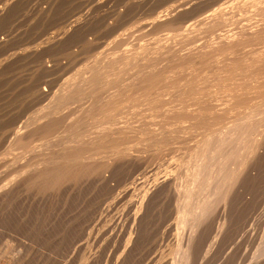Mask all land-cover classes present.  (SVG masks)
Listing matches in <instances>:
<instances>
[{"label": "rangeland", "instance_id": "374dc122", "mask_svg": "<svg viewBox=\"0 0 264 264\" xmlns=\"http://www.w3.org/2000/svg\"><path fill=\"white\" fill-rule=\"evenodd\" d=\"M263 137L264 0H0V264L226 263Z\"/></svg>", "mask_w": 264, "mask_h": 264}, {"label": "bare ground", "instance_id": "6f19581e", "mask_svg": "<svg viewBox=\"0 0 264 264\" xmlns=\"http://www.w3.org/2000/svg\"><path fill=\"white\" fill-rule=\"evenodd\" d=\"M1 43H2V42H1ZM253 110H254V109H253ZM250 113H251V112H250ZM259 113H260V112H259ZM243 114H244V113H243ZM241 116H242V115H241ZM240 118H241V117H240ZM254 118H255V117H254ZM242 120H243V119H242ZM231 121H232V120H231ZM255 122H256V121H255ZM252 123H253V122H252ZM248 125H249V124H248ZM244 126H245V125H244ZM219 129H221V128H219ZM222 134H223V133H222ZM208 137H210V136H208ZM216 137H217V136H216ZM211 138H212V137H211ZM263 138H264V137H263ZM24 139H25V138H24ZM207 139H208V138H207ZM252 139H253V138H252ZM27 140H28V139H27ZM200 140H201V139H200ZM211 140H212V139H211ZM211 140H210V138H209V141H210V142H211ZM215 140H216V139H215ZM141 141H142V140H141ZM207 141H208V140H207ZM218 141H219V140H218ZM247 141H248V140H247ZM253 141H254V140H253ZM201 142H202V143H199V141H198V143H196L197 145L194 144L195 146L193 147V149L191 148L190 153L187 152V153L189 154V155L187 154L188 157H189L190 155H191V156L193 155L192 157H194V154H195L196 158H197V152H196V151L198 150V152H200V153L198 154V156L201 155L202 158H201V157H198V158H197V161L194 160V159L192 158L194 161H196V162H193V161H192L193 163H195V165H194L192 168H194V169H196V170H197V169L205 170V169L202 168V167H203V166L205 165V163L207 162V161L205 160L206 162L204 163V165L202 164V162L204 161V160H203V156L205 157V155L202 154V153H203V152H202V151H203L202 148H203V146H204V148H207V146H209V145H208L209 142H206L207 145H204V144H206L205 141H204V142L201 141ZM213 142H214V141H213ZM257 142H258V141H257ZM259 143H260V142H259ZM261 143H263V142H261ZM140 144H141V143H140ZM144 144H145V143H144ZM209 144H210V143H209ZM251 144H252V143H251ZM199 145H201V148L199 147ZM210 145H211V144H210ZM233 145H234V144H233ZM109 146H110V145H109ZM112 146L115 147V145H112ZM123 146H124V145H123ZM205 146H206V147H205ZM116 147H117V146H116ZM187 147H189V146H187ZM259 147H260V146H259ZM199 148H200V149H199ZM210 148H211V147H210ZM117 149H118V148H117ZM117 149H115V150H117ZM135 149H136V148H135ZM185 149H186V148H185ZM201 149H202V150H201ZM213 149H214V148H213ZM257 149H258V148H257ZM199 150H200V151H199ZM208 150H209V149L207 148V151H208ZM207 151H206V153H207ZM195 152H196V153H195ZM208 152H209V151H208ZM256 152H257V151H256ZM258 152H259V151H258ZM58 153H60V152H58ZM62 153H63V152H62ZM62 153H60V154H62ZM251 153H252V152H251ZM204 154H205V153H204ZM253 154H254V153H253ZM253 154H252V155H253ZM207 155H208V154H207ZM207 155H206V156H207ZM191 156L189 157V159L191 158ZM51 157H52V156H51ZM207 157H208V156H207ZM243 157H244V156H243ZM254 157H255V155H254ZM55 158H56V157H55ZM58 158H59V157H58ZM114 158H115V157H114ZM114 158H113V160H114ZM196 158H195V159H196ZM241 158H242V157H241ZM244 158H245V157H244ZM52 159H54V157H52ZM187 159H188V158H187ZM187 159H186V162H187ZM189 159H188V160H189ZM205 159H206V157H205ZM207 159H208V158H207ZM249 159H250V157H249ZM251 159H252V158H251ZM257 159H258V158H257ZM50 160H51V159H50ZM50 160H49V161H50ZM55 160H56V159H55ZM55 160H54V161H55ZM59 160H60V158H59ZM113 160H112V161H113ZM179 160H180V158H179ZM183 160L185 161V159H183ZM183 160H181V161H183ZM212 160H213V159H212ZM222 160H223V159H222ZM41 161H42V160H41ZM46 161H48V159H47ZM49 161L46 162V163L51 164V163H50L51 161H50V162H49ZM57 161H58V160H57ZM181 161H180V163H181ZM245 161H246V160H245ZM24 162H25V161H24ZM28 162H29V161H28ZM42 162H43V164H45L44 161H42ZM58 162H59V161H58ZM116 162H117V160H114L112 164H115ZM189 162H190V161H189ZM211 162H212V161H211ZM254 162H255V161H254ZM254 162H253V164L255 165L256 162H255V163H254ZM259 162H260V161H259ZM178 163H179V162H178ZM180 163L177 165V168L174 169L175 172H176V171L178 172L179 170L182 172L183 166H184L185 164L188 165V162H187V163L184 162L185 164L183 163L184 165H182V166L180 165ZM218 163H219V162H218ZM261 163H262V162H261ZM54 164H55V163H54ZM116 164H117V163H116ZM201 164H202L203 166H201ZM208 164H209V163H208ZM215 164H216V163H215ZM253 164H250L251 167H252ZM256 164H257V163H256ZM47 165H48V164H47ZM187 165H185V166H187ZM248 165H249V164H248ZM254 165H253V166H254ZM262 165H263V164H262ZM49 166H50V165H49ZM208 166H209V165H208ZM210 166H212V165L210 164ZM244 166H245V165H244ZM43 167H44V166H43ZM52 167H53V166H52ZM181 167H182V168H181ZM187 167H188V166H187ZM190 167H191V166H190ZM246 167H247V166H246ZM261 167H263V166H261ZM180 168H181V169H180ZM192 168H191V170H192ZM230 168H231V167H230ZM255 168H256V169H255ZM255 168L252 167V168H250V169H252V172H253L254 170H256V171H258V173H261L262 171H264V169L262 170L261 168H260V169H261L262 171L257 170V166H256V165H255ZM258 168H259V167H258ZM263 168H264V167H263ZM26 169H27V167H26ZM30 169H31V168H30ZM30 169H29V170H30ZM194 169H193V170H194ZM208 169H209V168H208ZM237 169H238V168H237ZM243 169H244V168H243ZM248 169H249V168H248ZM250 169H249V170H250ZM171 170H172V169H171ZM174 170H173V171H174ZM185 170H187L186 174H189L190 171H188V169H186V168H185ZM193 170H192V171H193ZM196 170H195V171H196ZM220 170H221V169H220ZM249 170H248V172H249ZM180 171H179V172H180ZM232 171H233V170H232ZM23 172H24V170L22 169V170L18 171V173L14 174V176L12 175V176H11L12 178H10V179L8 178L9 180L7 179L8 181L6 180L5 184H4V182H3V185H2V186L6 187V193H5V195L2 194V197H3V195H4V197H6L7 199H11V200H12V199L15 198L16 196H19L20 193H22V192H21L22 185H21L20 188H19V187H18V181H19L20 176L23 175ZM179 172L177 173L178 175L175 174V176L177 175V177L179 176V178H182V177H180V173H179ZM197 172H198V170H197ZM202 172H203V171H201V173H202ZM205 172H206V170H205ZM230 172H231V171H230ZM250 172H251V170H250ZM250 172H249V173H250ZM252 172H251V174H249L250 176L247 175L248 173L246 174L247 177H248V178H247V183H249L250 185H247V183H246L245 186L251 187V188H253V189L255 190L256 187L254 188V185H252V184H254V183H252V181L255 182V181L257 180V178H258V182H259V181H261V179H262L264 176L262 175V173H261V174H257L256 172H253V174H252ZM183 173H185V172H182V174H183ZM199 173H200V172H199ZM199 173H197L196 175H200ZM254 173H256V174L254 175ZM170 174H171V173H170ZM186 174H183V175H186ZM203 174H204V172H203ZM231 174H233V173H231ZM263 174H264V173H263ZM196 175H195V176H196ZM201 175H202V174H201ZM252 175H254V176L257 175L256 177L253 176L254 179H255V181H254V180L250 181V180L252 179V177H251ZM258 175H259L260 177H259ZM261 175H262L263 177H262ZM170 176H171V175H170ZM175 176H173V178H174ZM186 176H188V175H186ZM193 176H194V174H193ZM195 176H194V177H195ZM230 176H231V175H230ZM201 177H202V176H201ZM205 177H206V175H205L204 177H202V178L205 179ZM216 177H217V176H216ZM234 177H235V176H234ZM249 177H250V178H249ZM157 178H158V177H157ZM157 178H156V179H153V180L155 181V180H157ZM169 178H170V177H169ZM175 178H176V177H175ZM259 178H261V179L259 180ZM158 179H160V178H158ZM193 179H194V178H193ZM200 179H201V178H200ZM230 179H231V177H230ZM248 179H250L249 182H248ZM160 180H161V179H160ZM179 180H180V179H177V178H176V181H179ZM191 180H192V179H191ZM196 180H197V179H196ZM205 180H206V179H205ZM207 180H210V179H207ZM233 180H234V179H233ZM235 180H236V179H235ZM235 180H234V181H235ZM158 181H159V180H158ZM158 181H156V182H158ZM174 181H175V180H174ZM236 181H237V180H236ZM262 181H264V178H263ZM156 182H153V183H156ZM162 182H163V181H162ZM169 182H170V181H169ZM189 182H190V185H188V186H189V189H192V188H191V187H192L191 183H193V181H192V182L189 181ZM205 182H206V181H205ZM229 182H230V181H229ZM239 182H240V181H239ZM250 182H251L252 184H251ZM256 182H257V181H256ZM256 182H255V183H256ZM258 182H257V184H258ZM35 183H36V182H35ZM159 183H160V181H159ZM163 183H164V182H163ZM176 183H177V182H176ZM178 183H179V182H178ZM259 183H260V182H259ZM261 183H262V182H261ZM24 184H25V183H24ZM28 184H29V183H28ZM151 184H152V183H151ZM156 184H157V183H156ZM195 184H196V181H195ZM204 184H205V183H204ZM209 184H210V183H209ZM226 184H227V183H226ZM228 184H229V183H228ZM228 184H227V185H228ZM25 185H26V184H25ZM31 185H32V184L30 183V186H31ZM36 185H37V184H36ZM165 185H166V184H165ZM178 185H179V184H178ZM180 185H181V184H180ZM186 185H187V184H186ZM193 185H194V183H193ZM251 185H252V186H251ZM260 185H261V184H260ZM30 186L27 185L26 187H28V189H30V188H29ZM32 186H33V185H32ZM151 186H152V185H151ZM156 186H157V185H156ZM188 186H186V187L188 188ZM190 186H191V187H190ZM197 186H198V185H197ZM202 186H203V185H202ZM242 186H243V185H242ZM33 187H34V186H33ZM170 187H171V186H170ZM257 187H259V186H257ZM261 187H262V185H261ZM263 187H264V186H263ZM35 188H36V187H35ZM148 188H149V187H148ZM148 188H147V189H148ZM154 188H155V185H154ZM154 188H152V190H153ZM158 188H159V187H158ZM172 188H173V187H172ZM179 188H180V187H179ZM205 188H206V187H205ZM242 188H243V187H242ZM246 188H247V187H246ZM246 188H245L244 191H245V192H246V191H249L250 188H248L247 190H246ZM22 189H23V188H22ZM31 189H32V187H31ZM206 189H207V188H206ZM227 189H228V188H227ZM227 189H226V190H227ZM239 189H240V188H239ZM257 189H258V188H257ZM260 189H261V188H260ZM157 190H158V189H157ZM157 190H156V191H157ZM195 190H196V189H195ZM250 190H251V189H250ZM25 191L27 192L26 189H25ZM149 191H151V190L149 189ZM149 191H148V192H149ZM154 191H155V190H154ZM160 191H161V190H160ZM241 191H242V190H241ZM251 191H253V190H251ZM194 192H195V191H194ZM199 192H201V191H199ZM225 192H226V191H225ZM228 192H229V191H228ZM256 192H257V191H256ZM27 193H28V192H27ZM143 193H147V192H143ZM153 193H154V192H153ZM162 193H163V192H162ZM195 193H196V192H195ZM195 193H194V194H195ZM213 193H214V192H213ZM234 193H236V192H234ZM257 193H258V192H257ZM23 194H25V193H23ZM156 194H157V193H156ZM186 194L188 195V193H186ZM186 194H185V195H186ZM196 194H197V193H196ZM211 194H212V193H211ZM220 194H221V193H220ZM260 194H261V192H259V195H260ZM144 195H146V194H144ZM147 195H148V194H147ZM151 195H152V194H151ZM157 195H158V194H157ZM159 195H161V194H159ZM185 195H184V193H183V195H182V196H184V197H183L184 200L188 197L187 195H186V197H185ZM200 195H202V194H200ZM200 195H198V196H200ZM51 196H52V195H51ZM149 196H150V194H149ZM203 196H204V195H203ZM246 196H247V195H245V197H243V199L246 198ZM248 196H249V195H248ZM248 196H247V197H248ZM251 196H252V195L249 196V199L251 198ZM150 197H151V196H150ZM153 197H154V196H153ZM153 197H152V198H153ZM160 197H161V196H160ZM259 197H261V196L254 197V198L252 197L251 200H250L251 202L248 201L247 198L244 199V200H247V201L249 202V203H248V202L246 201V203H247L246 206H248V207L240 206V205H242L243 203H245V202L242 203V201H241L242 204L238 202L237 207H239L240 209H241V207H242V209H247V208H249V207H253V206H254V207L252 208V210H253V209L255 208V204L257 203V202H256V199H258ZM0 198H1V195H0ZM48 198H49V197H48ZM142 198H143V197H142ZM142 198H141V199H142ZM189 198H190V197H189ZM194 198H195V197H194ZM196 198H197V197H196ZM196 198H195V200H196ZM224 198H225V197H224ZM233 198H234V197H233ZM255 198H256V199H255ZM15 199H16V198H15ZM50 199H51V200H49L48 202L45 201V203L48 204L50 201L52 202V197H51ZM238 199H240V198H238ZM238 199L236 200V198H235L236 202L238 201ZM253 199L255 200L256 203H255L254 201L252 202ZM184 200L182 201V199H181V204H180L181 206H183L182 203H183V202L185 203L184 206L182 207L183 209H184V207H186L185 205H186V201H187V199H186L185 201H184ZM197 200H198V198H197ZM210 200H211V199H210ZM235 200H234V201H235ZM244 200H243V201H244ZM260 200H261V199H260ZM5 201H6V200H5ZM149 201H150V200H149ZM198 201H199V200H198ZM239 201H240V200H239ZM263 201H264V200H263ZM53 202H54V201H53ZM142 202H143V201H142ZM147 202H148V200H147ZM189 203H190V202H189ZM200 203H201V202H200ZM246 203H245V204H246ZM250 203H252V204L255 203V204H253V205L251 204V206H250V205H249ZM262 203H263V202H262ZM1 204H2V203H0V206H1ZM9 204H10V203H9ZM203 204H204V203H203ZM235 204H236V203H235ZM239 204H240V205H239ZM245 204H243V205H245ZM3 205H4V204H2V208H3ZM6 205H8V204L6 203ZM48 205L50 206V203H49ZM48 205H45V207L48 208V207H47ZM197 205H198V204H197ZM262 205H264V204H262ZM9 207H10V206H9ZM191 207H192V206H191ZM195 207H196V206H195ZM203 207H204V206H203ZM203 207H202V209H203ZM2 208H0V209L3 210ZM180 208H181V207H179L178 215H179V216L182 215V217H183V223H184L187 212H186V209H185V210H183V209L180 210ZM200 208H201V207H200ZM207 208H208V207H207ZM231 208H232V207H231ZM257 208H258V207H257ZM257 208H256V211H257ZM259 208L261 209V208H264V207L262 206V207H259ZM6 209H7V208H6ZM6 209H4V211H5ZM204 209H205L206 212H205L204 210H201L200 213H203L202 211H204L203 214L209 212L208 209L206 210V207H204ZM210 209H211V208H210ZM240 209H239V210H240ZM199 210H200V209H199ZM199 210H198V211H199ZM211 210H212V209H211ZM233 210H234V209H231V211H233ZM247 210H249V209H247ZM195 211H196V210H194V213H195ZM241 211H242V210H241ZM245 211H246V210H244V212H245ZM228 212H230V210H229ZM257 212H258V211H257ZM48 213H49V212H48ZM240 213H242V215H243V212H240ZM247 213H248V214H247ZM249 213H250L249 211H248V212H247V211L245 212V214H247V215H249ZM225 214H226V213H225ZM229 214H230V213H229ZM234 214H235L234 218H232V217H233V216H232L233 213H231L229 216H230L232 219H234V220L236 219V220H237L238 217H236V213H235V212H234ZM245 214H244V215H245ZM250 214H251V213H250ZM253 214H254V213H253ZM261 214H262V213H260V216L262 217ZM208 215H209V213H208ZM244 215H243V216H244ZM247 215H245L244 217H246ZM256 215H257V214H256ZM43 216H44V215H43ZM249 216H250V215H249ZM254 216H255V214H254ZM254 216H253V217H254ZM258 216H259V215H258ZM260 216L258 217V218L260 219V221H258V222L256 221L257 223H256L255 225H254L253 223L250 224V226H251V225H252V226H251V228H250V226L248 227V229H249L248 231H249V232H248L247 234H244V236L246 235L244 238H243V233H244V232H241V231H240L241 229H239L240 227L237 226V225L240 224V221H239L238 224L236 223V225H235V223L233 224L234 226L239 227V228H236V230H235V227H233V228H234L233 231L236 232V233L241 234L242 237H241V235H240V237H241V239H242V238H243V239H242V241H241V239H240L239 241H241V242L237 243V242H238V240H237L238 238L235 236V239H236V240L233 239V241H236V243H237L238 245L236 244V245H237V246H236V245L234 244L235 242H233V245H235V247L232 245V247H234V249L231 247V248H232L231 250L233 251V253H232V254L229 253L230 255L227 253L228 256L226 255V258H227L228 261L226 262V260L224 259L226 263L223 262V263H219V264H250V263L252 264V262L255 261L256 256L258 255V256H257V258H258V257H259V254H261V253L264 252V214H263V217H262V218H260ZM193 217H194V216H193ZM206 217H207V215L205 216V218H206ZM235 217H236V218H235ZM250 217H252V216H250ZM253 217H252V221H255ZM199 218H201V217H199ZM217 218H218V217H217ZM247 218H248V216L246 217V219H247ZM44 219H45V218H44ZM194 219H195V217H194ZM224 219H226V218H224ZM232 219H231V220H232ZM48 220H50V219H48ZM206 220H207V219H206ZM217 220H218V219H217ZM231 220H229V221L231 222ZM248 220H250V222H251V219L248 218ZM52 221H53V220H50L51 223H52ZM188 222H191V221H188ZM193 222H195V221H192V222H191L192 225H193ZM197 222H198V221H196V222L194 223V225L197 226L196 228H197L198 230H199V229H200V230L202 229V231H203V227L199 226V224H198ZM200 222H201V221H199V223H200ZM202 222H203V221H202ZM202 222H201V223H202ZM205 222H206V221H204L203 224H205ZM232 222H233V221H232ZM232 222H231V223H232ZM41 223H42V221H41ZM46 223H47V222H46ZM185 223L187 224V222H185ZM196 223H197V224H196ZM241 223H242V222H241ZM38 224H40V222H39ZM43 224H45V221H44ZM43 224H42V225H43ZM188 224H189V223H188ZM242 224H244V223H242ZM40 225H41V224H40ZM42 225H41V226H42ZM192 225L190 226V224H189V227L192 228V231H190V230H191V229H190V230H189L190 232L187 233V230H186V233H185V234L187 235L188 239L190 238L189 236H191V235H192L191 238H194V239H196V237H199V235L196 236L197 231H194V227H193ZM201 225H202V224H201ZM35 226H36V224H35ZM185 226H186V225L183 226V229H182L183 231H184V227H185ZM198 226H199V228H198ZM213 226H214V225H213ZM241 226H242V225H241ZM42 227H43V226H42ZM42 227H40V228H42ZM189 227H188V228H189ZM200 227H201V228H200ZM34 228H35V227H33L32 229H33V230H36V229H34ZM40 228H39V225H38V228H37V229H40ZM214 228H215V227H214ZM221 228H222V227H221ZM241 228H242V227H241ZM246 228H247V227H246ZM186 229H187V228H186ZM238 229H239V232H238ZM250 229H251V230H250ZM200 230H199V232H202V231H200ZM30 231H32V230H30ZM192 232H193V233H192ZM240 232H241V233H240ZM195 233H196V234H195ZM188 234H189V235H188ZM193 234H194V235H193ZM199 234H200V233H199ZM201 235H202V234H201ZM201 235H200V237H201ZM237 236H238V235H237ZM200 237L198 238V240L201 239ZM233 238H234V237H233ZM188 239H187V240H188ZM194 239H192V240L189 239V242H190V241H193ZM0 242H1V241H0ZM186 242H187V241H186ZM194 242H195V243H194ZM194 242H192V243H194V244L197 245L196 242H198V241L195 240ZM199 242H200V241H199ZM187 243H188V242H187ZM192 243H189V244L192 245ZM189 244H185L186 246H184V247H186L187 250H186L185 248H183V250L185 249L186 254L188 253L187 255L190 254L188 250H190L191 248L189 249V247H192L191 245L188 246ZM203 244H204V243H203ZM201 245H202V244H201ZM187 246H188V247H187ZM194 246H195V245H194ZM194 246L192 247V249L194 248V250H195V247H196V246H195V247H194ZM198 247H199V244L197 245L196 251H197ZM204 248H205V247H204ZM13 250H14V249H13ZM18 250H19V248H18ZM20 250H21V249H20ZM183 250L181 249L179 252H180V253H183V252H182ZM27 251H28V250H27ZM187 251H188V252H187ZM196 251H195V254H196V253L199 254V255L196 254L197 256H200V255L202 254V253L200 254V248L198 249L199 253H198V251H197V252H196ZM25 252H26V251H25ZM190 252L192 253L193 250H192V251L190 250ZM193 253H194V252H193ZM20 254H22V256L19 257L17 263H19V264H23L24 262H27V261H28V259H27V261H26L27 253H26L25 255H23V253L20 252ZM20 254H19V255H20ZM183 254H184V256H181V258L183 257L184 259L182 258L183 260H181V258H180L181 261L178 260V261H180L179 264H188V263H189V264H198V262H197V263H196V262H194V263H193V262L190 263V262L192 261V259H193L192 257H194V256H193L194 254H193V255L190 254L189 257H187L185 253H183ZM183 254H182V255H183ZM196 255H195V259H194V260H195V261H198L197 258H199V257H197ZM231 255H232V256H231ZM202 256H204V255H202ZM202 256H201V257H202ZM185 257H187L188 260H189V258H192V259H191V261H187V262H188V263H187V262H186L187 259L185 260ZM196 257H197V258H196ZM228 257H230V258H228ZM28 258L30 259V256H28ZM260 258H261V257H260ZM200 259L202 260V258H200ZM258 259H259V258H258ZM258 259H257L256 261H258ZM184 260H185V261H184ZM194 260H193V261H194ZM262 260H263V259H262ZM178 261H177V264H178ZM28 262H29V261H28ZM263 262H264V261H262V263H263ZM258 263H259V261L256 262L255 264H258ZM175 264H176V263H175Z\"/></svg>", "mask_w": 264, "mask_h": 264}]
</instances>
